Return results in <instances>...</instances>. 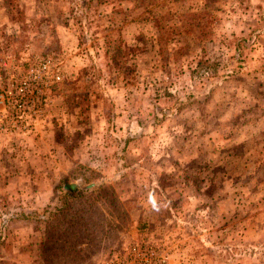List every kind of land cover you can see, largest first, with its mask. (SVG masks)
<instances>
[{
  "label": "rangeland",
  "instance_id": "rangeland-1",
  "mask_svg": "<svg viewBox=\"0 0 264 264\" xmlns=\"http://www.w3.org/2000/svg\"><path fill=\"white\" fill-rule=\"evenodd\" d=\"M4 107L0 264H264V0H0Z\"/></svg>",
  "mask_w": 264,
  "mask_h": 264
},
{
  "label": "built area",
  "instance_id": "built-area-1",
  "mask_svg": "<svg viewBox=\"0 0 264 264\" xmlns=\"http://www.w3.org/2000/svg\"><path fill=\"white\" fill-rule=\"evenodd\" d=\"M42 66H45V64L44 63H42ZM30 76H32V75H30ZM33 77V76H32ZM55 78L57 79L58 78V76H55ZM24 87L23 88H26V90L27 91H29V95H31L32 94V92L34 91L35 93H37V88L36 89H34V90H29L28 89V83L27 82H25L24 83ZM18 94H22V95H25V91H23V89L20 87L19 88V92H18ZM7 95V94H6ZM36 99H37V97H36ZM6 104H8V103H10L11 101H9L8 99H6ZM3 112H5L6 114H4V113H2V114H0V124L1 123H5V121L7 120V119H11L12 117H15V118H18L19 117V112H17V113H15L14 115H12V111H7L6 110V108L4 107L3 108ZM12 115V116H11ZM30 128V127H29ZM157 258H159V257H157ZM151 260V259H150ZM158 261H159V263H162V259H157Z\"/></svg>",
  "mask_w": 264,
  "mask_h": 264
},
{
  "label": "trees",
  "instance_id": "trees-1",
  "mask_svg": "<svg viewBox=\"0 0 264 264\" xmlns=\"http://www.w3.org/2000/svg\"><path fill=\"white\" fill-rule=\"evenodd\" d=\"M70 187V186H69Z\"/></svg>",
  "mask_w": 264,
  "mask_h": 264
}]
</instances>
